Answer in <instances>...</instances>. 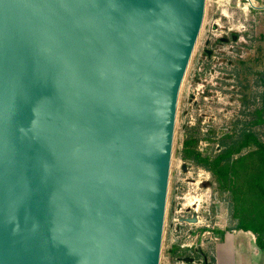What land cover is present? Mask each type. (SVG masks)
<instances>
[{
	"label": "water",
	"instance_id": "95a60500",
	"mask_svg": "<svg viewBox=\"0 0 264 264\" xmlns=\"http://www.w3.org/2000/svg\"><path fill=\"white\" fill-rule=\"evenodd\" d=\"M205 9L0 0V264H160Z\"/></svg>",
	"mask_w": 264,
	"mask_h": 264
},
{
	"label": "rangeland",
	"instance_id": "374dc122",
	"mask_svg": "<svg viewBox=\"0 0 264 264\" xmlns=\"http://www.w3.org/2000/svg\"><path fill=\"white\" fill-rule=\"evenodd\" d=\"M249 2L206 0L178 98L160 264H215L216 243L241 226L264 241V0ZM234 140L219 171L194 159L212 164Z\"/></svg>",
	"mask_w": 264,
	"mask_h": 264
},
{
	"label": "crops",
	"instance_id": "0c3cea01",
	"mask_svg": "<svg viewBox=\"0 0 264 264\" xmlns=\"http://www.w3.org/2000/svg\"><path fill=\"white\" fill-rule=\"evenodd\" d=\"M213 258L215 264H264V250L252 231L235 230L216 243Z\"/></svg>",
	"mask_w": 264,
	"mask_h": 264
},
{
	"label": "trees",
	"instance_id": "16d2710c",
	"mask_svg": "<svg viewBox=\"0 0 264 264\" xmlns=\"http://www.w3.org/2000/svg\"><path fill=\"white\" fill-rule=\"evenodd\" d=\"M262 113H263L262 110L261 111H257V114H259L260 118H262L261 117ZM261 120L262 121H260V123L264 124V119H261ZM245 137L249 138V139H253V136L250 135V134L249 135L248 134L245 135ZM237 143L238 142L236 140H234L233 142H231V144H232L231 146L230 145H225L226 150L223 153H221L212 164H209V161L207 159H202L199 154H196L194 156V159L196 160V162H198V164H200L203 167H206L209 170L211 169V167H209V165H211L213 168L218 169V171H219L221 168H223V165H226V164L228 165L230 163L231 157L234 154H236V151H238V152L240 151L239 148L236 147ZM257 144L260 145L259 142H257ZM244 145H245V143H244ZM244 145H242V148H243ZM260 147H261V145H260ZM238 230L252 231L256 235H258V238H257L258 245H259V247L262 250H264V241L262 240L261 235H260V233L258 231H255L253 229L247 228L246 226H241V227H239Z\"/></svg>",
	"mask_w": 264,
	"mask_h": 264
},
{
	"label": "flooded vegetation",
	"instance_id": "af4514ba",
	"mask_svg": "<svg viewBox=\"0 0 264 264\" xmlns=\"http://www.w3.org/2000/svg\"><path fill=\"white\" fill-rule=\"evenodd\" d=\"M211 54H212L211 51H207V55L211 56Z\"/></svg>",
	"mask_w": 264,
	"mask_h": 264
},
{
	"label": "bare ground",
	"instance_id": "6f19581e",
	"mask_svg": "<svg viewBox=\"0 0 264 264\" xmlns=\"http://www.w3.org/2000/svg\"><path fill=\"white\" fill-rule=\"evenodd\" d=\"M249 1H250V2H249V7H250V6L252 7V6H253V5H252L253 3L251 2L252 0H249ZM250 3H251V4H250Z\"/></svg>",
	"mask_w": 264,
	"mask_h": 264
}]
</instances>
